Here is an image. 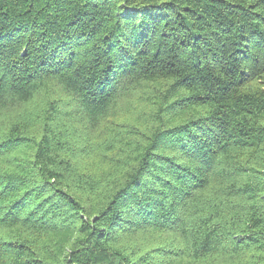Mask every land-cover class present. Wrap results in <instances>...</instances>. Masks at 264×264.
Segmentation results:
<instances>
[{
    "label": "trees",
    "instance_id": "16d2710c",
    "mask_svg": "<svg viewBox=\"0 0 264 264\" xmlns=\"http://www.w3.org/2000/svg\"><path fill=\"white\" fill-rule=\"evenodd\" d=\"M0 264H264V0H0Z\"/></svg>",
    "mask_w": 264,
    "mask_h": 264
},
{
    "label": "rangeland",
    "instance_id": "374dc122",
    "mask_svg": "<svg viewBox=\"0 0 264 264\" xmlns=\"http://www.w3.org/2000/svg\"><path fill=\"white\" fill-rule=\"evenodd\" d=\"M54 89L55 90L53 89L51 90V93L57 97L58 92H61V91L57 87H55ZM141 90L143 91L144 89H141ZM142 91H138V92L134 91L132 93H129L126 97H124L120 101L115 114L123 115L126 118L134 120L135 122H143L144 120L141 118L142 115L136 113L137 110L138 111L141 110L140 105H142V103L140 101L143 96ZM65 96L67 95L65 94ZM91 133L93 134V136H99L102 134V133H98L96 128H91Z\"/></svg>",
    "mask_w": 264,
    "mask_h": 264
}]
</instances>
